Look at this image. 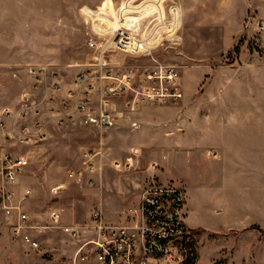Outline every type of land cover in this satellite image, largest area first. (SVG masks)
<instances>
[{
  "label": "rangeland",
  "instance_id": "374dc122",
  "mask_svg": "<svg viewBox=\"0 0 264 264\" xmlns=\"http://www.w3.org/2000/svg\"><path fill=\"white\" fill-rule=\"evenodd\" d=\"M111 32L129 47L114 48L112 58L132 67L138 83L160 86L164 72L174 69L182 91L205 87L210 67L264 68V0H0V154L27 158L15 181H3L26 214L17 233L18 209L13 219L0 212L4 262L60 264L79 243L62 227L78 228L81 239L90 236L97 208L109 222L138 220L140 191L160 168L159 116H172L181 96L143 101L134 110L116 98L122 111L107 127L85 122L66 106V89L90 54L87 39ZM32 64H47L59 81L55 90L51 75L40 83L50 86V104L37 113L32 103L46 94L27 71ZM148 73L163 76L144 77ZM94 148L102 154L92 170L85 169L84 154ZM77 169L80 174L69 175ZM26 187L30 192L22 199ZM239 209L247 221L260 219L259 207L243 197ZM217 224L199 234L187 224L199 262L215 256L227 264H264V223H238L234 231ZM24 233L38 237L40 250L25 242Z\"/></svg>",
  "mask_w": 264,
  "mask_h": 264
},
{
  "label": "built area",
  "instance_id": "2783aa9c",
  "mask_svg": "<svg viewBox=\"0 0 264 264\" xmlns=\"http://www.w3.org/2000/svg\"><path fill=\"white\" fill-rule=\"evenodd\" d=\"M119 37L112 32L109 36L104 33L89 36L87 45L90 54L87 60L79 63L72 84L66 89L65 105L83 115L85 122L110 126L122 111L114 105L116 98H122L125 107L134 110L140 102H164L182 94L174 69L164 72L165 81L160 80V86L138 83L132 67L125 68L122 62L112 58L114 48L128 47ZM27 71L35 85L45 82V78L51 75L54 77L52 89L59 88V81L47 64L28 65ZM150 76L157 79L163 75H144L146 78ZM99 154H102L99 148L88 149L84 154L83 167L92 170ZM26 163L27 158L21 154H0V212L7 219H13L15 209H18L17 224L14 225L17 233H20V220L25 219L26 214L19 210V202H13L12 190L5 188L3 181H15ZM114 163L122 164L119 160ZM81 171L70 170L68 173L80 174ZM29 192L30 189L26 187L21 198H25ZM184 204L185 192L180 185L150 175L139 194L136 222H109L104 219L102 210L97 208L92 211L93 223L90 228L93 234L90 236L81 239L78 228L72 225L62 227L74 240L79 241L62 264H83L90 256L97 264H227L219 258L207 263L199 262L193 233L185 221ZM23 239L34 250H40L38 237L24 233Z\"/></svg>",
  "mask_w": 264,
  "mask_h": 264
},
{
  "label": "crops",
  "instance_id": "0c3cea01",
  "mask_svg": "<svg viewBox=\"0 0 264 264\" xmlns=\"http://www.w3.org/2000/svg\"><path fill=\"white\" fill-rule=\"evenodd\" d=\"M261 68L246 63L229 69L210 67L205 87L184 86L180 102L171 106L173 115L159 116L156 162L160 168L156 176L184 189L185 220L199 229L198 234L215 228L211 224L216 223L222 231H234L238 223L244 226L264 223V68ZM41 85L46 97L32 103L36 113L47 101L50 104L47 99L50 86L46 83L35 87ZM241 197L259 207L260 219H245L246 212L242 214L239 209ZM201 243L200 238L199 253ZM214 258L218 257L202 261L207 263ZM0 264L10 263L0 260ZM83 264L97 263L90 256Z\"/></svg>",
  "mask_w": 264,
  "mask_h": 264
}]
</instances>
